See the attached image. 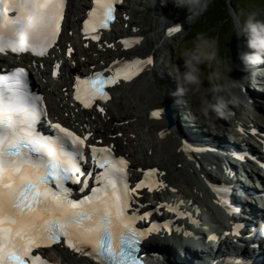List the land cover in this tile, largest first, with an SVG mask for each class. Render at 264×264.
<instances>
[{
    "label": "snow or ice",
    "instance_id": "6c2138e0",
    "mask_svg": "<svg viewBox=\"0 0 264 264\" xmlns=\"http://www.w3.org/2000/svg\"><path fill=\"white\" fill-rule=\"evenodd\" d=\"M119 2L93 0L94 6L83 21L85 38L101 40L99 30L109 29L116 19ZM65 7L66 0H0V54L48 56L60 37ZM180 30V25H176L169 27L167 33L171 35ZM141 39L124 38L121 42L130 48ZM72 53L73 48L69 47L68 55ZM152 63V56L114 61L104 71L84 78L78 75L74 84L75 100L83 108L91 109L98 100L110 99L107 86L133 80ZM59 69L58 61L52 68L53 77L59 75ZM105 72L111 74L105 75ZM99 111L103 113L105 109L99 107ZM163 112V108H158L150 115L161 118ZM48 117L44 96L30 86L28 69L0 70V264H50L34 250L61 244L97 264H162L160 260L141 255V245L151 234L171 233L172 221L150 222L149 227L141 228L137 223L148 221L152 213L141 215L133 208L140 195L138 190L147 188L152 192L167 187L156 179L158 174L162 175L159 169L148 168L144 179L133 187L129 183L130 162L123 155L117 156L114 146L90 142L93 133L87 130V125L85 134L81 135ZM42 123L47 124L48 134L40 130ZM252 131L255 133L256 129ZM189 147L185 142L183 150L189 151ZM88 153L91 167L85 171ZM234 155L245 159L242 153ZM214 191L221 195L217 203L226 211H239L226 198L231 191L228 186L214 187ZM182 204L183 200L162 203L155 211L167 208L199 227L198 218L180 210ZM195 211L200 210L197 207ZM243 227L234 223L232 234L239 236ZM256 231L264 238V224ZM183 234L194 235L187 230ZM223 235L227 237L229 233ZM209 239L218 237L213 235ZM229 264L246 262L233 259Z\"/></svg>",
    "mask_w": 264,
    "mask_h": 264
},
{
    "label": "bare ground",
    "instance_id": "6f19581e",
    "mask_svg": "<svg viewBox=\"0 0 264 264\" xmlns=\"http://www.w3.org/2000/svg\"><path fill=\"white\" fill-rule=\"evenodd\" d=\"M124 10L126 9L124 8ZM135 12L136 10L133 9V12L131 14L134 15ZM131 14L127 19L121 21V25H123L122 29L120 30L115 29L111 32L110 39H113V41L117 42L116 48L112 52V56H114V58H112L111 60L135 59V58L143 59V58H147L148 56H152L153 62L157 63V65L159 66L162 72L164 63H162V60L156 53L157 52V49H155L156 44L168 35L167 29L169 27L185 24L187 21L189 22L192 20L191 16L189 15V13H186L178 17H174L176 15L172 17L170 16L171 18H168L169 20L168 22H165V20L161 21L158 24L159 30L157 31L155 30L156 32L150 35L147 26L138 25L132 28L133 23L130 17H132L133 15L131 16ZM75 23H81L80 16L77 18V21H75L74 24ZM173 34L174 33H172L168 37L173 36ZM134 37H140L142 39L140 40L139 43H135L130 49L125 50L121 42L122 39L134 38ZM69 41L72 40L69 38ZM109 57H111V53L106 55L105 60H102V62L98 64L100 65L99 68L109 67V63L106 62ZM63 58L65 60V65L70 67L71 71H73L74 68L69 65V62L66 57V52L63 54ZM22 59L24 61L34 62V60L28 57L27 55L22 57ZM14 60L15 58L4 57L0 55V65H7L9 63H12ZM47 62L48 61L45 59L38 60L37 66L40 69V73L43 75V77L47 73L46 72ZM40 64H43L42 68L40 67ZM86 65L93 67L94 65H96V63L89 60L88 62H86ZM236 65H237V69L235 70V77L239 83L235 89L233 88L230 91H223V93L227 95L230 94L231 92L233 93H238L240 91L243 92L242 89L246 87L243 84V82L246 81V77L243 76L244 74L240 73V70L242 68H240V64H236ZM258 67L259 65L253 67V70H255ZM245 68L249 70V66H245ZM69 81L70 79L65 84H63L62 87L71 84V82ZM166 82L168 85L165 86L166 87L165 88L163 86L165 84L161 83L154 74V70L152 69V66L151 65L146 66L145 71L140 75L136 76V78L133 81L121 83V85H118L116 87L117 94L115 95V97H113L111 101L102 105L105 111L103 113L97 112L96 113L97 118L95 117V114L92 112H87L84 118L81 116V114L78 112V110H80L81 108L78 105L74 104L71 98L70 86L67 89L69 91V92L67 91L68 93L67 92L62 93L61 91H59L56 95H55V91L52 88H50V85H46L45 87L48 89L51 95H54L53 101L50 102V110L52 116L65 119L73 126L81 130L86 131L85 125H87V130L93 132L94 137L98 139H106L108 141L113 140L114 142L117 143V147L119 151L129 153L130 155L133 154L132 166L135 173L139 172V167L158 168L159 172L162 173V175L158 174L157 176L159 177V180H162L164 184L167 185V187L169 186V184H172L171 182H173V180L177 185L185 186V188L192 187V190L190 191L191 194L190 196L192 195L197 196L196 198H194L196 202L200 201L201 203L207 204L215 210H219L218 208L219 203H216V206L212 203L215 196L213 194V189L210 186V183L212 181L211 178L215 174L213 172H210L207 167L205 168L198 165V158L200 157V154L197 151H194V153H192L191 151H184L183 150L184 144L172 132L173 129L178 130L179 128L182 131L183 135H185V138L189 144L192 141V139L193 140H197V138L202 139L201 136L203 135L197 136L198 134L195 135L192 133L195 132L193 128H190L187 125L186 126L188 128L185 126L184 123H186V121H183L182 115L180 114V111L183 106L182 102L184 103V101L188 100V98H184L183 95L181 96L176 93V85L174 83L170 81H166ZM143 86H148L150 92L145 93L142 90ZM122 91H129L131 97L129 95L127 96L129 98L136 99L137 101L135 100L134 101L137 102V105L132 107V105L127 103L128 100L127 102H125L124 100L125 97L120 96V94L122 95ZM169 103L171 104L172 110L175 112V119H176V122L172 127H169L168 125L169 118L168 117L165 118L164 116L165 112L162 113L161 118H153L150 115L151 111L158 108L165 107L166 110L167 109L166 107L167 105H169ZM255 103L259 104L257 99L256 101L254 100V103H252L254 109H255V105H254ZM259 105L261 106V104ZM131 108L133 111L131 110ZM258 108H261V111L257 110V108L256 110L264 114V107L261 106ZM251 110L249 112H251L253 118H251L248 123L249 128L256 127V125L258 126L260 122L257 118L262 117V116L259 117V115H257L255 111H251ZM135 121H137L138 124H144L148 126V131L150 134L149 138L151 144L154 145L153 148L151 147L152 154H149L148 150L145 149V151L142 150L141 157H138L136 156V151L133 146H130V148L127 147L126 143L128 142L130 143L132 141L131 133L134 132L133 129H132L133 131L126 130V133H124V137H122L121 139L114 138V136H116V134L119 133V130L122 129L121 127H119L120 125L122 126V124L124 125L126 124V122L135 123ZM129 126L130 125H128V127ZM182 127L184 129H182ZM161 132H164L165 134L161 136L160 135ZM190 145L195 150L199 149V146L195 145L192 142ZM165 188H162L158 191L154 190L152 192H148V191L143 193L141 192L140 195L138 196V200L141 201L142 203H147L148 198L149 199L154 198L159 202L168 200L167 195L162 197L163 190H165ZM180 209H182L181 205H180ZM183 211L191 212V213L193 212L188 210H183ZM233 218L236 219V215L233 216ZM178 222L183 230H187L191 232L192 229L189 224L188 218L185 217L184 219H179ZM175 238L176 237L174 234L155 236L154 238L152 237L151 239H149V241H147V246L153 248L156 251L158 250L160 251V249L170 250L171 254L173 255L172 258L174 260V264H192V262H190L187 258H185L180 252V246H179L180 244H178L175 241ZM231 238L232 235L223 237V239H225L226 241H232ZM213 244H214L213 241L207 239V241L205 242L206 246H204L202 243H199L198 247L199 246L201 247L202 252L211 253L213 250L212 248ZM217 248L221 249L222 247L217 245ZM207 250H209V252ZM48 253L49 255L55 256L56 259H62L63 264H96L90 261L85 256H81L80 254L67 250L63 245H58L48 250ZM234 255L235 253L232 254V256Z\"/></svg>",
    "mask_w": 264,
    "mask_h": 264
},
{
    "label": "rangeland",
    "instance_id": "374dc122",
    "mask_svg": "<svg viewBox=\"0 0 264 264\" xmlns=\"http://www.w3.org/2000/svg\"><path fill=\"white\" fill-rule=\"evenodd\" d=\"M88 1L89 0H76L75 1L76 7H74V12L70 15V18L75 21V17H76V14H78L79 8H81L84 5V3ZM134 1H138V0H129L128 5L130 6L131 3ZM220 3H221V0H209V4H208L206 11H204L202 14L191 16L192 18L191 21L189 22L187 21L185 24L180 25L181 30L178 33H174L173 36L171 37H168L169 36L168 34L166 37L162 39L163 41L160 40L156 44V48H155L157 49L156 53L162 60V63H164L162 72L159 66L157 65V63L153 62L157 65L156 71L154 70V67L156 66L153 67L152 65L153 63L151 64L152 69L154 70V74L156 75L158 80L161 83L165 84V85L162 84L164 87L168 85L166 81H170L176 85L173 78L169 75L170 66L173 64L182 66V60L180 58L181 51L184 48L190 47L191 42L195 39V37L199 33H201L203 30L211 26V24L215 21V19H217L218 17H221L224 19L223 21L219 22L216 27L204 33L208 36H213V37L218 38L217 60L211 62L208 65L202 66V80H203L202 85L198 89H193L189 94L183 95L184 98H188L187 100L188 102L190 100L192 101V102L190 101V104L192 105L193 111L195 110L193 114L194 119L199 118L200 120H204L210 123L211 127H214V125L217 123V120L220 118L224 119V121L227 122L228 119L232 116V113H235V112L241 117L245 116L248 118L252 116L251 112H249L252 109L251 111H255L257 115L261 117L262 115L257 110L261 111V108H258V107H261V106L264 107V103H261L262 101L259 100L258 103L261 104V106L255 103L254 104L255 109H254L253 108L254 106L248 104L247 99L243 98L244 97L243 92L240 91L238 93H234L235 96L238 98V102L229 103L228 108L223 115H219L215 111H210L207 115H205L203 111V102L205 99H211L213 95L214 85L222 87L225 83L229 82L230 79L236 80V77H235V70L237 69L236 64H240V68H242L240 70V73L244 74L243 76H245L248 81L250 80L249 85H247V89H246L249 95L259 94V89L264 88V85H262L260 81H255L252 79V75L249 74L248 75L249 77H247L248 69L245 68V66L238 59V53L241 50L247 52V51H250V49L247 46L246 38L236 35V33L239 32L240 24L248 15H255L257 19H264V0H228L230 9L227 11V13L225 10H223L219 6ZM133 5L130 6L131 11L128 10L130 14L133 12V9L136 10L134 15L131 14V16L133 15L132 17L133 24L131 23L132 28L138 25L147 26L150 35L154 34L157 30H159L158 24L161 21L165 20V22H168L169 21L168 18H171L174 15H176L174 17H178V16L188 13L186 10L178 9L172 3V0H159L153 3H151V1L149 0H140L139 2H137V4L133 3ZM125 9L127 10V8ZM204 17L206 18L205 23L202 21ZM119 25H121V23L115 24L116 29H118ZM121 26L119 27V29L122 28ZM71 29H74V27L72 26ZM74 40H76L75 36H74ZM91 56L94 57V54H91ZM79 58L83 59L80 56ZM112 58H114V56H112ZM256 70L257 68L253 71H256ZM209 77H211V79H209ZM142 90L145 93L150 92V89L148 86H143ZM232 93L233 92L227 95L222 92L221 94L224 95L227 99H231ZM247 93L245 94L247 95ZM116 94H117V91H115V95ZM127 95L129 96L131 95L129 91H122V95L120 94V96L125 97L124 99L125 102H127L128 100L127 103L132 105V107L136 106L137 102L135 101L137 100L134 98H129ZM256 99L258 98L253 96L252 100L256 101ZM184 105L185 104H183L182 109L180 111L181 115L182 113L188 111L187 107ZM185 115L186 113H184V116ZM258 126H260V124ZM130 128L135 129V131L137 132L136 135L135 134L132 135V136H137V138H133L132 144L134 143L133 146H135L136 156L141 157L142 150L145 151V149H147V146L150 145L151 143L150 138H149L150 134L148 131V126L144 124H138L137 121H135V123L130 125ZM175 131L179 133L181 132L182 136L183 137L185 136L183 135L182 131L179 128L178 130L173 129L172 132L175 134V136L177 135L181 136L180 134L175 133ZM121 132L122 134H124L125 130H122ZM188 145L192 147L189 143ZM191 149L192 150H189V151L194 152L195 149L193 147Z\"/></svg>",
    "mask_w": 264,
    "mask_h": 264
},
{
    "label": "clouds",
    "instance_id": "9594fccd",
    "mask_svg": "<svg viewBox=\"0 0 264 264\" xmlns=\"http://www.w3.org/2000/svg\"><path fill=\"white\" fill-rule=\"evenodd\" d=\"M172 3L178 9L186 10L190 16H196L207 10L209 0H172ZM236 35L245 37L250 49V51L241 50L238 53L241 63L244 66L264 64V19L248 15L240 24L239 32ZM217 56L218 38L204 33L198 34L191 42V46L181 51L182 66L173 64L169 68V75L176 83V93L187 95L193 89H198L203 83L202 66L216 61ZM238 83V81L230 79L222 87L214 85L211 99H205L203 102L205 115L210 111L223 115L229 103H237L238 98L234 93L231 94V99H227L221 93L237 87Z\"/></svg>",
    "mask_w": 264,
    "mask_h": 264
},
{
    "label": "trees",
    "instance_id": "16d2710c",
    "mask_svg": "<svg viewBox=\"0 0 264 264\" xmlns=\"http://www.w3.org/2000/svg\"><path fill=\"white\" fill-rule=\"evenodd\" d=\"M223 10L227 11L230 9L229 8V4H228V0H221V3L219 5ZM224 19L221 17H218L217 19H215V21L211 24V26H209L207 29L203 30L201 33H206L207 31H209L210 29L216 27L218 25L219 22L223 21ZM202 21L205 23L206 18L204 17L202 19ZM200 34V33H199Z\"/></svg>",
    "mask_w": 264,
    "mask_h": 264
},
{
    "label": "water",
    "instance_id": "95a60500",
    "mask_svg": "<svg viewBox=\"0 0 264 264\" xmlns=\"http://www.w3.org/2000/svg\"><path fill=\"white\" fill-rule=\"evenodd\" d=\"M167 112H168V117H169V119L172 122V120H173V116H172L173 112H172V108H171L170 105H167ZM158 260H160L162 262V264H168L167 262H165V261H163L161 259H158Z\"/></svg>",
    "mask_w": 264,
    "mask_h": 264
}]
</instances>
